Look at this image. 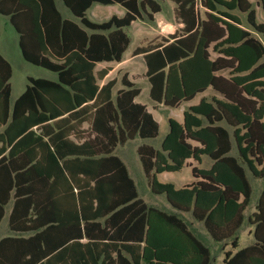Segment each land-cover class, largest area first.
I'll return each instance as SVG.
<instances>
[{"label": "trees", "instance_id": "trees-1", "mask_svg": "<svg viewBox=\"0 0 264 264\" xmlns=\"http://www.w3.org/2000/svg\"><path fill=\"white\" fill-rule=\"evenodd\" d=\"M173 1L184 26L145 54L150 95L175 106L210 87L221 98L202 97L181 122L170 118L160 149L139 146L144 173L153 193L191 212L214 241H230L223 264H264V188L248 218L254 241L236 249L252 194L245 165L264 177V22L254 8L264 12V0ZM62 2L78 22L63 18L54 0H0L23 58L57 74L30 77L11 104L12 67L0 54V221L13 199L9 228L32 232L1 238L0 264H210L209 247L186 221L139 198L112 154L128 138L157 134L152 115L132 101L139 90H121L113 101L114 81L97 82L109 70L95 71L97 62L121 60L129 43L123 28L146 6L152 19L159 4ZM94 2L119 3L126 12L95 22L86 16ZM234 10L245 14L247 28ZM221 121L232 127L237 156L229 154L230 132ZM202 155L212 164L192 166L190 183L176 188L156 179Z\"/></svg>", "mask_w": 264, "mask_h": 264}, {"label": "crops", "instance_id": "crops-1", "mask_svg": "<svg viewBox=\"0 0 264 264\" xmlns=\"http://www.w3.org/2000/svg\"><path fill=\"white\" fill-rule=\"evenodd\" d=\"M54 1H55V4H56L57 9L59 10V8L57 6L56 0H54ZM155 1L159 4L160 8H159L158 11H156V12L153 13V18L152 19H150L147 16V13L148 12H151V10H150V8L148 6L145 7V10H142L141 11V16L140 17H137L135 19V20H137V19L142 20V23H143L142 24L143 25L142 28L147 30V35H144L143 37H141L138 40V43L132 48V51L129 54V56L125 60H123L124 53L127 51V49L129 48V46H130V44L132 42V38H131V35L128 32V28L131 26V24L135 20H133L128 26H126V27L123 28V31L129 37V43H128L126 49L124 50V52L122 53L121 60H119V61H114V60L113 61H99V62L96 63V66H95V71H97V70H99V69H101L103 67H106V66L109 67L108 72L102 78L98 79L97 82H98L99 86H102L103 84L107 83L110 80H113L114 81V84L111 87V98H112L113 101H115L116 96H117V94H118L119 91H121V90H128V89H132V88H137L139 91L133 97V100L132 101L134 103L143 105L145 107V110L152 115L153 119L158 124V131H157V134L155 136L141 137L139 135H135L134 137H131V138L126 139L123 143H118L114 147V149L112 151V154L118 156L122 160V162L125 164L129 176L134 181V184H135V187H136V190H137V193H138V197L141 198V199H143V198L140 196V194L138 192V189H137V184H138L137 179L131 174V170H130L131 169V165L130 164H131L132 161H134V155H133V158H131V155H130V157L128 158V162H127V160L125 158H123L117 152V149L119 147H121V146H126L127 144H130V143L135 144V141H139V142H136L135 149H134V152L137 153V156H138V159L139 160L136 158V153H135V158L137 159L138 164H139V161H140L139 166H140L141 172H143V174H144V176H145V178L147 180V183L149 185V188H150L149 179H148V177L144 173L142 161H141L140 155L138 153V147L141 146V145H149V146H152L155 149H160L161 143H162L163 140L161 141L159 147H154L152 144L148 143V141L150 139L155 138V137L158 136L159 130H160V124H164V125L166 123L168 124V130L166 132V134H167L168 131H169V119L170 118L175 119V120L181 122L183 120L184 111L186 109H188L191 105L197 104L202 97H206L208 99H211L212 96L221 98V95L218 92L214 91L210 87L207 88L205 91L196 94L192 99H190L188 101H181L180 103H178L175 106L166 105L162 101H158L157 99H154L150 95L151 81L149 80V77L147 75V69L148 68H147V63H146V59H145V54L151 50L149 48H152V47L153 48H156V47L157 48H161L163 45L167 44L168 42H171L174 39V38L171 37V35L173 33H175V32H177V33L179 32V34H180L181 33L180 30L184 26V23L182 21H180V19L176 15L177 4L173 0H160V1H168V17H169L170 20L169 19L167 20L164 17H161L159 15V12L161 11V4H160L159 0H155ZM94 3H98V2H94ZM113 4H115V3H113ZM117 4H119V3H117ZM170 5L172 6V15H170V11H169ZM90 7L86 11V16H87V12L90 9ZM122 7H124V6H122ZM254 8H255L256 17H257V20H258V11L261 10L263 12V10H262V8H261V6L259 4H254ZM124 9H125V11H124V13L122 15H119V16L118 15H115V16H118V17L123 16L125 14V12H126V8L125 7H124ZM198 12H199V17L200 18H204V9L200 5L198 6ZM232 12L235 13L240 18V20L242 22V26L244 28H247L248 25L246 23V18H245L246 16H245V14L244 13H240L237 10H234ZM60 13H61V11H60ZM71 14H72V12H71ZM61 15H62V13H61ZM111 16H113V15H111ZM62 17L63 18H68V19H72V20L78 22V19L75 16H74V18L76 20L73 19V18H70V17H64L63 15H62ZM146 18H147L148 21L146 20ZM108 19H106V20H108ZM90 20H92V19H90ZM106 20H102V21H106ZM0 21L3 22L4 28H6L7 25L9 24L11 26V28L13 29V30H11L13 32H11L12 33V36H11V42H10L9 46H10V49L12 50L13 54L16 51V61L19 62L21 64V66H23L26 69V71L22 74V78L17 83L16 87L14 88V85L11 82V78H12V76L14 74V68H13L12 62L3 53L0 52V54L11 64V67H12V75H11V77L9 79V84H10V88H11L10 103L13 104L14 101H15V99L25 90L26 86L29 84V78L30 77L31 78H45V79H49V80H55V79H53L51 77H42V76H39V75H33V74L29 73V71H28L29 70V67L27 66L28 64H26V63H30V62H28L27 60H25L23 58V56H22V53H21V50H20V46H19V41H18V33L15 31V29L10 24L9 17L7 15H4V14H1L0 13ZM92 21H94V20H92ZM102 21H95V22H102ZM258 22H263V21L258 20ZM87 31L88 32H91V30H88V29H87ZM0 38H1V32H0ZM211 54H212V57H215L216 56V53H214V52H212ZM19 57H20V60H19ZM130 59H137V60H140L141 61L140 62V69H141V73H142V75H141L142 78L141 79L140 78H136V72H133V69L134 68L132 66L130 67V69L122 70L126 65H128V66L131 65L130 62H129ZM261 60H264V56L262 57ZM119 72H121V76L118 77L117 76V73H119ZM56 78H57V74H56ZM137 81H139L140 83H143V84L148 83V85H149L148 91H147L148 92V94H147L148 95V98L146 99V101L148 103L139 102L137 100L138 96L141 93V88L139 86H137ZM117 85H119V86H117ZM14 91H17L18 93H14ZM185 105L187 106L186 108L184 107ZM181 107H182V113H181V118L180 119L174 117L173 115H168L166 117V120H162L163 119L162 110L169 111L170 113H172L173 111H175V110H177V109H179ZM219 124L225 126L229 130V132H230V139L232 141V147H233V144H235V142H234V137L232 135V127L228 126L224 121L219 122ZM88 125H89L88 122H84L83 123V127L84 128H87ZM166 134H165V136H166ZM231 151H232V148H231V150L229 152L230 155L237 156V154H235V155L232 154ZM203 156H207V155H202L201 156V159H202ZM200 164H201V160L198 162V161H195L193 159H188L187 160V163L183 167H185V166L186 167H189L190 168V172H191V167L192 166L200 167L199 166ZM211 164H212V160H211V163H210L209 167L211 166ZM245 169H246V167H245ZM174 172H178V171H174ZM163 173H168V172H162V173L156 174V179L158 180L157 177L159 175L163 174ZM191 177H192V174H191ZM192 180H193V177L190 178L188 181L180 184V185L177 182V186L175 184H174V186L176 188H178V187H181L184 184L190 183ZM158 181H160V180H158ZM153 194H155L156 196L162 195L164 197V199L166 200V198H165V196L163 194H156V193H153ZM144 201L148 205L155 206V205L149 204L146 200H144ZM166 202H167V200H166ZM9 204H10V208L7 211L6 208H7V206ZM167 204H168L169 207H171V210H165V209H163V210L168 211V212H175V213H177L180 217H182V219L184 221H186V220L183 218L182 214L189 213L192 216L191 212L178 211L177 209L173 208L168 202H167ZM12 205H13V199H10L8 201V203L4 206L5 212H4V216L2 217L1 221L6 216V218H7V225H8V217H9V213L11 211ZM155 207H157V206H155ZM160 209H162V208H160ZM246 210H247V208L244 211V221L246 219V217H245ZM192 218L194 219L193 216H192ZM248 218H249V216H248ZM194 220L196 222L202 223L201 221H198L196 219H194ZM247 220L249 221V219H247ZM1 221H0V223H1ZM244 221L242 222L241 226L243 225ZM186 223L192 229L191 224H194V222L193 223H188L186 221ZM202 225H203V223H202ZM241 226H240V228H241ZM251 226H252V241H251V243H252L254 241V238H253L254 225L251 224ZM203 227H204V225H203ZM8 228H9V225H8ZM204 229H205V227H204ZM9 230H10L9 232H7L5 234H1L0 235V239L3 238V237H5V236H20V235H22V236H28V235H30L32 233V232H18V231H13L10 228H9ZM205 231H206V229H205ZM206 233L208 234L207 231H206ZM209 237H210V235H209ZM82 240H85V239H82ZM251 243H249V244H251ZM249 244H247V245H249ZM247 245H245V246H247ZM242 247H244V246H242ZM239 248H241V247L238 244V247L236 249H239ZM228 249H230V248H227V249H224L223 250V255L221 257L222 258V264H223L224 252L226 250H228ZM211 255H212V253H211Z\"/></svg>", "mask_w": 264, "mask_h": 264}, {"label": "rangeland", "instance_id": "rangeland-1", "mask_svg": "<svg viewBox=\"0 0 264 264\" xmlns=\"http://www.w3.org/2000/svg\"><path fill=\"white\" fill-rule=\"evenodd\" d=\"M56 2H57V6H58L59 10L61 11V13L64 17H70V18L75 19L74 16L71 14V12L64 6V4L62 3L61 0H56ZM159 2L161 4V11L159 12V15L168 20L169 19V17H168V1H160L159 0ZM124 11H125L124 7H122L120 4H117V3H115V4L93 3L87 12V16L94 21H102V20L108 19L111 15H118V16L122 15L124 13ZM169 11H170V15H172V6L171 5L169 7ZM146 20H147V18H146ZM258 20L264 22V13L261 10L258 11ZM142 24H143L142 20L137 19L128 28V32L132 38V42H131L129 48L127 49V51L124 53L123 60H125L129 56V54L132 51V48L138 43V40L141 37H143L144 35H147V30L142 28V26H143ZM11 30H13V29L11 28V26L9 24L7 25L6 28H4L3 22L0 21V32H1L0 52L3 53L12 62V65L14 68V74L11 78V82L13 83L14 88H15L17 83L22 78V74L26 71V69L23 66H21V64L19 62L16 61V51H15V53H14L15 55H14L12 50L10 49L9 44L11 42V36H12L11 32H13ZM19 60H20V57H19ZM129 62L131 65H129V66L126 65L122 70L130 69V67L132 66L134 68L133 72H136V78L141 79L142 78V76H141L142 73H141V69H140V62L141 61L137 60V59H130ZM26 64H28L27 66L29 67V70H28L29 73H31L33 75H39L42 77H51L55 80L57 79L56 73H54L53 71H50V70L43 68L41 66L34 65L32 63H26ZM117 76L118 77L121 76V72L117 73ZM117 86H119V85H117ZM137 86H139L141 88V93L138 96L137 100L139 102L148 103L146 101V99L148 98V95H147L148 94L147 91H148V87H149L148 83L143 84V83H140L139 81H137ZM17 91H14V93H18ZM184 107L186 108L187 106L185 105ZM181 113H182V107L173 111L172 113H170L169 111L162 110V114H163L162 120H166V117L168 115H173L174 117L180 119ZM167 130H168V124L167 123L165 125L160 124V130H159L158 136L150 139L148 141V143L152 144L154 147H159V145H160L161 141L163 140ZM136 142H139V141H135V144H136ZM135 144L130 143V144H127L126 146H121L117 149V152L123 158H125L127 160V162H128V158L130 157V155H131V158H133V155H134V161H132L130 164L131 165L130 170H131V174L137 179V182H138L137 189H138L140 196L144 200H146L149 204L155 205V206L162 208V209H165V210H171V207L168 206L166 200L164 199V197L162 195L156 196L155 194H153L151 192L149 185L147 183V180H146L143 172H141V169L139 166L140 161H139V164L137 162L138 156H137V153L134 152ZM135 153H136L137 159L135 158ZM231 153L234 155L237 154V149H236L235 144H233ZM210 163H211V159L208 156H203L201 159V164L199 166L202 168H208ZM245 167H246L249 182H250L251 187H252V194H251V200H250L249 206L247 207V210L245 212L246 219L236 234L237 243L239 244L240 247L245 246V245L251 243V241H252V226L247 219H248V216H250L252 214V212L255 210V205L257 203L258 197H259L262 189L264 188V177H255L251 173V171L249 170L247 165H245ZM157 178H158V180H160L162 182H171L177 186V182L180 185V184L188 181L192 177H191L190 168L185 166L182 168V170H180L178 172L163 173V174L159 175ZM9 208H10V204L7 206L6 210L8 211ZM182 216L188 223L194 222V224H191L193 231L205 243V245L209 247V249L212 253V260H211L210 264H222V258L221 257L223 255V250L231 247L230 241H227L225 243L214 241L206 233L202 223L196 222L189 213L182 214ZM9 231L10 230L8 228V225H7V218L5 216L0 223V235L5 234Z\"/></svg>", "mask_w": 264, "mask_h": 264}]
</instances>
